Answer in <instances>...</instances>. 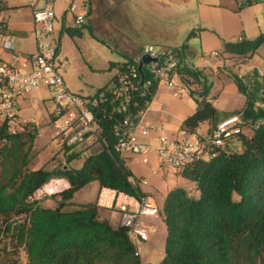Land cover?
<instances>
[{
  "label": "trees",
  "instance_id": "trees-1",
  "mask_svg": "<svg viewBox=\"0 0 264 264\" xmlns=\"http://www.w3.org/2000/svg\"><path fill=\"white\" fill-rule=\"evenodd\" d=\"M257 1L244 0L240 6ZM0 26L4 32L2 22ZM65 30L70 36L81 34L78 27ZM263 43L261 32L253 39L225 42L223 52L247 57ZM187 48L184 43L176 49V71L183 80L202 83V91L181 129L193 134L200 123L209 121L210 131L223 119L237 116L240 131L227 137L212 158L194 161L178 173L195 183L198 196L192 197L182 187L166 194L161 210L166 227L164 256L159 264H264V67L261 73L232 75L245 104L226 113L207 100L206 76L181 65ZM132 60L110 67L121 68ZM155 90L154 86L151 100ZM242 126L252 128L249 137L242 133ZM36 131L37 126L30 125L24 132L11 133L5 122L0 123V264H20L17 248L23 250L24 264H147L135 254L127 226L101 219L93 202L72 201L75 192L91 181L134 197L145 196L124 157L114 149L111 130L105 127L101 149L86 155L79 168L67 164L52 169L32 167ZM233 138L241 142V149L228 144ZM65 152L70 162L83 150L65 148ZM54 178L68 182L67 188L49 196L55 206L41 204L47 197L30 199Z\"/></svg>",
  "mask_w": 264,
  "mask_h": 264
},
{
  "label": "rangeland",
  "instance_id": "rangeland-1",
  "mask_svg": "<svg viewBox=\"0 0 264 264\" xmlns=\"http://www.w3.org/2000/svg\"><path fill=\"white\" fill-rule=\"evenodd\" d=\"M4 1L5 5L1 7L0 14L3 15L5 21L12 23L31 14L33 22V7L29 0ZM32 1L36 2L37 6H41L40 1ZM243 1L238 0L232 3L240 7ZM260 1L262 0L257 2ZM70 4L75 7L74 14L84 16L85 21L82 25H75L74 15L67 10ZM52 6L55 13L53 21L55 42L53 45L58 49L56 56L58 71L67 87L83 97L94 94L116 72L118 68L115 70V67H110L112 63L134 58L136 54L128 58L131 56L132 50H140L145 44L152 45L155 50L163 47L180 49L185 42L189 44V48L180 57V63L205 73L203 74L206 76V82L210 85L206 98L210 102L217 103L218 107L225 105L230 109L241 107L244 96L238 91L232 75L246 76L251 72L247 67L249 64H253L258 70H263L264 67V43L250 58L240 62H234L233 58L231 60L226 58L222 54L223 45L209 49V51L203 50L201 30L197 25L199 22L197 3L193 0H53ZM244 9V13L246 11L251 18H255L254 14L256 13L252 12L253 10H250L249 7ZM193 23L196 25L191 27ZM66 27H78L81 34L70 36L65 30ZM212 28L215 31L217 29L214 26ZM210 33V37L215 35L213 32ZM32 34L35 40L34 31ZM236 40L238 39H230L224 41L223 44ZM20 50L33 51V39L24 40ZM35 50L36 40L33 52ZM212 52H216V55H211ZM197 55L205 57L207 60L203 61ZM243 81L245 82L244 79ZM190 91H193L192 95ZM201 91L202 83L189 82V78L183 80L178 73L173 76L170 85L158 84L155 95L144 115L147 118L146 113H153V120L147 121L148 126L162 127L170 123L177 125L176 115H188L194 111L197 100L201 99L199 93ZM18 105L21 113L27 118H32L38 128L31 151L32 158L34 157L32 167L37 168L45 165L46 169H52L69 164L79 168L86 155L95 154L101 149L100 143L80 147L78 150H83V154L67 162L65 148L57 145L54 141L55 124L51 117L55 105L44 85L34 88L25 98H19ZM154 108L159 112L155 110L154 113V110L152 111ZM209 128L210 123L204 121L200 123L196 134L210 138ZM241 129L242 133L248 137L252 133V128L249 126H242ZM181 132L180 128L179 136ZM233 139L234 142H237L238 148H241L238 138ZM150 143L151 146L154 145L151 141ZM135 158L140 159V156L135 155ZM165 171L166 176L177 179L174 183L175 186L187 190L192 197L198 196L194 182L174 170ZM139 186L143 191L151 194L158 210L155 215H143L140 218L148 232L147 240L139 242L140 259L147 264H159L164 256L166 235L164 216L161 210L170 185L168 183L161 187L152 184ZM98 188V182L91 181L75 193L73 200L77 203L93 202ZM42 205L53 207L55 201L47 197L42 201ZM115 217L117 214H114V220H116ZM16 251L20 264H24L23 250L17 248Z\"/></svg>",
  "mask_w": 264,
  "mask_h": 264
},
{
  "label": "built area",
  "instance_id": "built-area-1",
  "mask_svg": "<svg viewBox=\"0 0 264 264\" xmlns=\"http://www.w3.org/2000/svg\"><path fill=\"white\" fill-rule=\"evenodd\" d=\"M31 2L33 7V31L36 50L28 55L14 52L15 37L0 34L2 48L13 51L12 59H0V123L5 122L11 133H21L30 125H36L32 118L25 117L19 108L18 99L25 98L34 88L44 85L54 102L52 115L54 141L63 148L76 149L93 143L105 142L107 126L115 137L114 149L122 156L139 155L148 161L151 149L155 152L158 170H174L181 173L194 161L209 160L215 149L223 146L225 139L240 131L239 118L224 119L210 130V138L182 130L181 137L171 138L161 133L156 145L151 146L148 138L158 128L143 124V118L151 99L152 88L158 84L170 85L177 74L178 54L172 47L155 50L145 44L132 61H127L116 70L113 79L94 94L83 97L72 92L64 82L56 64L57 46L54 47L53 21L55 13L53 0ZM74 15L75 25H82L85 18L74 14L75 7L67 8ZM150 57L139 70L142 56ZM211 55H216L212 52ZM207 57V56H206ZM205 58V57H203ZM65 189L56 178L39 187L30 199L49 197ZM99 208L116 211L120 223L130 229L136 245L135 254H140L139 242L148 238L147 227L140 221L143 215H155V203L146 196L134 197L110 187H100L95 199Z\"/></svg>",
  "mask_w": 264,
  "mask_h": 264
},
{
  "label": "crops",
  "instance_id": "crops-1",
  "mask_svg": "<svg viewBox=\"0 0 264 264\" xmlns=\"http://www.w3.org/2000/svg\"><path fill=\"white\" fill-rule=\"evenodd\" d=\"M17 1H19V0H17ZM193 1H195L197 3V10H198V14H199V20H198L199 22H197V25L199 26V29L201 30L200 35L202 36L201 37L202 38L201 39V45H202V48H204L203 50L209 51V49H215L214 47H222L223 42L230 40V39H238V40L240 38L253 39L257 35H259V33L263 32V30H264V0H262L260 2H254V3L247 5V6L242 5L240 7H237V5H234L232 3V2H234V0H193ZM29 2L31 4V2H33V1L29 0ZM4 5H5V1L0 0V9ZM248 7L250 8V10H253L252 12L256 13V14H254L255 18H251V16L246 11L244 13V10H245L244 8H248ZM0 22H2V25H4L6 27V30L4 32H8L15 37V43L16 44H15L14 52H19L20 55H28L29 53H32L34 51L35 40H34V36L32 34L33 22H32L31 14L29 16H25L21 20H18V21L12 22V23L5 21L3 18V15L0 14ZM195 23H196V21H195ZM195 23H193L191 27H194L196 25ZM213 26L217 28L216 31L212 28ZM208 29H213V30L210 31ZM210 32H213L215 35H212L210 37V34H211ZM1 33L2 32L0 29V34ZM254 35H255V37H254ZM252 36H253V38H252ZM31 38L33 39V51L32 50H28V51L20 50L19 51V48L21 49V47L24 44V40L31 39ZM187 46L189 48V44H187ZM137 51L139 52V50H132L131 56H128V58L137 54ZM222 54L224 56H226V58H230V60H231V58H233L232 60L234 62L244 61L246 58H250L253 55V54H251L247 57H239V56H235V55H230L228 53L223 52V47H222ZM12 55H13V51L4 49L0 45V59L5 60V61H10L12 59ZM197 57L200 59L202 58L203 61L207 60L206 58L200 57V55H197ZM218 66L220 67V65H218ZM247 67H248V69H250L251 72L247 73L246 75L251 74L254 71H257L258 73L262 72V70H258V68H255L253 66V64H249ZM116 69L117 68L115 67V70ZM115 73L110 78H112L115 75ZM244 76H241V77H244ZM211 103L217 109L222 110L226 113H229V112L234 111V110H240L245 104V97H244V102H243L242 106L239 108H231L230 109V108H227V107H229L227 105L222 106V107H218L217 103H215V102H211ZM155 110H156V112H159V110H157L156 108L152 109V111L154 113H155ZM148 112H150V111L148 110ZM146 115H147V118H145V116H144L143 124L149 125V123L147 121L153 120L152 119L153 113H146ZM188 115L177 114L176 115V119H177V123H178L177 125L170 123V124H166L165 126H162V127L153 126L154 128H158L159 131L152 132V134L148 138V140L151 141L152 143H154L153 146H155L156 145V138L161 133H164V134L170 136L171 138L181 137V134L179 136V130L181 128V123ZM211 126H212V124L210 123V128H211ZM234 141L235 140H233V141L229 140L228 144L232 147L234 146V147L238 148L237 142H234ZM238 149H241V148H238ZM77 151H81V150H77ZM81 154H83V153H81ZM123 157L125 159V164L131 169L135 179L137 180L138 186L139 185L145 186V185L152 184L154 186H160L161 187V186H164V185L169 183V185H170L169 191L171 189L177 187L174 184L177 181L176 178L166 176V171H162V170L157 169L156 156H155L154 151H151L150 154H148V161L147 162H143L139 158L138 159L135 158V155H132V154H125ZM56 179L58 181H60L62 183V185L65 186V188L68 187V182L64 178H56ZM98 185H99V183H98ZM99 188H100V186H99ZM99 188H98V190H99ZM139 188H140L141 192L148 199L152 200L155 203L154 199L152 198L151 194H149V192H147L145 190L143 191L142 187H140V186H139ZM97 193H98V191H97ZM72 201H74V200L72 199ZM93 203H95V201H93ZM41 204H42V202H41ZM114 214H117V217H115L116 220L113 219ZM99 217L101 219L108 220L114 226L117 225L118 223H120L119 214L116 211L108 210L105 208H99Z\"/></svg>",
  "mask_w": 264,
  "mask_h": 264
},
{
  "label": "water",
  "instance_id": "water-1",
  "mask_svg": "<svg viewBox=\"0 0 264 264\" xmlns=\"http://www.w3.org/2000/svg\"><path fill=\"white\" fill-rule=\"evenodd\" d=\"M150 57L147 55L142 56V60L139 63V70H141L143 63H148L150 61Z\"/></svg>",
  "mask_w": 264,
  "mask_h": 264
}]
</instances>
